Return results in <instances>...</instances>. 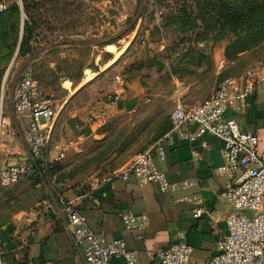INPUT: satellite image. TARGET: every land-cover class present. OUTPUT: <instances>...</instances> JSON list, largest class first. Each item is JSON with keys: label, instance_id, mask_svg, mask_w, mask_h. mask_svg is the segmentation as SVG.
<instances>
[{"label": "rangeland", "instance_id": "rangeland-1", "mask_svg": "<svg viewBox=\"0 0 264 264\" xmlns=\"http://www.w3.org/2000/svg\"><path fill=\"white\" fill-rule=\"evenodd\" d=\"M10 1L12 10L0 14V164L19 161L15 146L28 144V118L15 112L14 97L30 66L39 89L57 98L55 137L67 150L54 160L56 184L107 177L171 125L179 101L196 104L224 76L264 60V36L226 54L235 35L211 16L235 0H23V11ZM26 22L32 33L23 41ZM223 56L229 62L220 67ZM78 122L104 136L78 148ZM112 150L118 157L105 162ZM21 181L0 187V204L12 206L6 189Z\"/></svg>", "mask_w": 264, "mask_h": 264}, {"label": "built area", "instance_id": "built-area-1", "mask_svg": "<svg viewBox=\"0 0 264 264\" xmlns=\"http://www.w3.org/2000/svg\"><path fill=\"white\" fill-rule=\"evenodd\" d=\"M14 1L23 11V0ZM11 5L10 0H0V13ZM228 62L223 56L218 63L224 67ZM256 99H264V60L224 76L212 94L196 104L179 101L170 113V129L148 148L137 151L108 177L119 175L128 180L135 176L140 185L155 183L163 192L187 189L191 181L170 180L157 165L155 152L164 159L166 145L175 137L195 141L213 135L223 141V164L218 170L226 176V183L219 197L229 205V210L225 219L226 232L217 240L216 252L207 261H198L194 257V246L181 239L157 252L159 264H264V149L260 148L258 135L253 130L243 129L239 121V116L246 113ZM14 110L28 118L26 137L30 159L0 165V187L28 177H40L37 186L44 183L56 186V176L46 174V168L55 159L63 158L67 150L64 143L52 140L59 113L57 98L54 92L43 93L39 89L30 66L22 72L15 88ZM191 123L197 125L196 129H188ZM204 145L207 146L205 141ZM53 153L55 159L51 158ZM198 154L195 152L196 157ZM106 178L96 180L92 188H102ZM102 194L105 196L106 192ZM180 199L199 201L202 196L184 194ZM58 201L67 230L80 247L86 264H112L116 258L124 259L127 264H141L138 253L128 247L125 239L110 240L94 232L75 199L59 195ZM204 211L196 207L194 216L200 217ZM120 216L127 228H143L150 220L148 214L133 211H123Z\"/></svg>", "mask_w": 264, "mask_h": 264}, {"label": "crops", "instance_id": "crops-1", "mask_svg": "<svg viewBox=\"0 0 264 264\" xmlns=\"http://www.w3.org/2000/svg\"><path fill=\"white\" fill-rule=\"evenodd\" d=\"M239 121L243 129L253 130L258 135L260 148L264 149V99L254 100L252 107L239 116ZM56 124L57 121L52 140L63 143L55 137ZM96 126L91 125L94 129L89 131L88 125L74 124L75 142H72L83 148L90 135L104 136L96 132ZM196 127L191 123L188 129ZM222 147L223 141L213 135L195 141L175 137L167 143L164 159L155 152L157 165L170 180L191 181L189 188L174 192H163L155 183L140 185L135 176L128 180L119 175L108 179L132 157L117 161L100 189L92 188L96 180L86 184L79 179L57 183L54 187L43 184L31 188L30 179L22 178L23 181L11 188L14 195H10L11 189H6L7 195L12 196V206L0 204V263L86 264L80 247L67 230L59 195L75 199L94 232L110 240L125 239L128 247L138 253L141 264H159L157 252L181 239L194 246V257L198 261H207L216 252L217 240L226 232L229 210V205L219 197L226 183V176L218 170L223 164ZM13 152L19 161L30 159L29 144L15 146ZM195 152L199 153L197 157ZM118 155L116 151H109L105 162ZM51 158L55 159V153ZM15 162H2V165ZM194 193H199L202 199L190 202L180 199L184 194ZM196 207L205 210L200 217L194 216ZM123 211L146 213L150 217L149 224L143 228H127L120 216ZM112 264L127 263L116 258Z\"/></svg>", "mask_w": 264, "mask_h": 264}, {"label": "trees", "instance_id": "trees-1", "mask_svg": "<svg viewBox=\"0 0 264 264\" xmlns=\"http://www.w3.org/2000/svg\"><path fill=\"white\" fill-rule=\"evenodd\" d=\"M226 4L224 3L225 6ZM226 7L218 9L211 18L212 22H215L221 30L224 32L231 31L235 35L234 39L226 46L225 51L228 55L232 53L237 54L247 50L264 36V0H235V6H232L231 9ZM11 10L12 5L2 13ZM25 10L27 12V8ZM31 33L32 28L26 22L23 41L25 36L28 38ZM170 127L171 125L162 134L167 132ZM55 163V161L49 163L46 168V174L55 175L57 180L58 173ZM29 179L33 180L35 186H37L36 183L40 180V177H30ZM56 180L55 183L57 182Z\"/></svg>", "mask_w": 264, "mask_h": 264}]
</instances>
